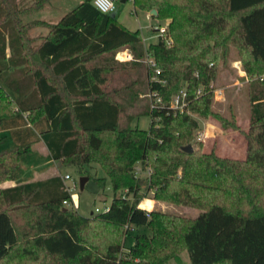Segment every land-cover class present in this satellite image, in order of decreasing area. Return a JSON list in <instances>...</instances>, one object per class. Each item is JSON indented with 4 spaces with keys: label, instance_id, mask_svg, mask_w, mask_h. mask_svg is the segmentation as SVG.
Returning a JSON list of instances; mask_svg holds the SVG:
<instances>
[{
    "label": "trees",
    "instance_id": "trees-1",
    "mask_svg": "<svg viewBox=\"0 0 264 264\" xmlns=\"http://www.w3.org/2000/svg\"><path fill=\"white\" fill-rule=\"evenodd\" d=\"M50 1L23 8L0 0V185L18 179L32 147L21 138L30 132L50 159L79 175L90 179L86 168H98L104 178L95 182L101 190L108 183L111 201L107 211L82 217L62 206L70 196L58 178L0 190V264H179L184 252L189 264H264V80L248 82L244 161L202 154L199 146L181 151L197 129L190 113L225 126L207 89L225 49L244 53L246 76L253 74L248 65L264 71V0H133V9L155 11L166 23L170 46L158 38L146 48L137 32L97 12L93 0H77L54 25L26 22ZM36 26L47 29L38 45L28 35ZM124 48L131 61L122 65L114 57ZM144 58L163 85L151 82L145 67L143 81L110 86L112 75L140 69ZM137 85L158 94L161 105L150 110L148 102L121 126V94ZM179 91L186 93L182 113L168 108ZM143 115L147 130L130 126ZM136 165L148 174L135 178ZM147 196L199 213H146L137 207Z\"/></svg>",
    "mask_w": 264,
    "mask_h": 264
},
{
    "label": "rangeland",
    "instance_id": "rangeland-1",
    "mask_svg": "<svg viewBox=\"0 0 264 264\" xmlns=\"http://www.w3.org/2000/svg\"><path fill=\"white\" fill-rule=\"evenodd\" d=\"M37 0H24L18 1L20 7H28L32 2ZM77 0H55L51 5L56 4V18H58L62 11L76 5ZM115 20L122 28L124 27L128 31L137 32L140 37L141 44L145 47L148 45L155 44L157 33L153 32L155 28H165L166 23L164 21H159L157 19H152L146 13L141 10L133 9L132 3L125 1L124 3L115 2L114 11ZM45 12L37 13L34 18L43 17ZM33 21L32 16H29L26 22ZM29 37L34 36V30L28 32ZM144 47V48H145ZM128 54V59L124 58ZM120 56L117 59L118 64H125L131 61V57L128 52V48L121 49L115 55ZM126 55V56H125ZM244 53L238 51L235 48L228 47L225 49L223 55L219 56L218 62L215 65V81L210 83L212 85L213 92H221L219 96L215 93L212 94L210 108L213 113H215L219 118L224 120V125L220 124L217 118L212 116L205 117V119L196 116L195 114H189L192 119L195 120L197 129L191 135V150L198 149L202 154L213 153L218 158L228 159L231 161H244L247 148L246 134L248 132V82L253 80L261 79L264 77V71L261 69H254V65H248V70L251 71L250 76H246L242 70L241 62H243ZM150 59L144 58L140 61V69L124 72H118L111 76L112 84L110 86L118 85L119 90H122L126 85H130L134 81H143V76L145 75V67L149 68V63L147 61ZM240 64V70H242L243 75L237 73L234 69V64ZM150 69V68H149ZM246 77V79H245ZM261 81V80H260ZM139 94V96L130 100L132 93ZM122 100L120 99L121 106V126H126L131 118L145 109V106L149 102L148 94L138 85L136 88L133 86L122 94ZM149 124V118L147 116H142L132 120L130 126L137 128L139 130H147ZM67 172L68 179L67 184H76V189L72 195V201L77 207V213L80 216L87 217L91 213H94L96 209L102 211L103 208L109 207L111 201V192L108 187V183L105 182L103 189L96 184L95 179L104 178V174L98 169L86 168L90 179H88L82 191L79 190V181L82 177H87L84 175H79L78 171L74 167H67L65 169ZM144 173L140 175L143 177ZM88 178V177H87ZM4 183V182H3ZM2 185V184H1ZM122 191L118 194H123ZM149 205L151 210L159 209L173 215H181L187 218H194L199 213L196 209H188L185 207H173L164 203H155L150 200L147 196L141 199L138 205L145 206ZM76 211V210H74ZM147 233L146 230L142 229L139 234ZM133 232L128 234L127 238L123 242V248H130L133 241ZM167 264H174L170 261ZM179 264H189L187 254L184 252L179 256Z\"/></svg>",
    "mask_w": 264,
    "mask_h": 264
},
{
    "label": "crops",
    "instance_id": "crops-1",
    "mask_svg": "<svg viewBox=\"0 0 264 264\" xmlns=\"http://www.w3.org/2000/svg\"><path fill=\"white\" fill-rule=\"evenodd\" d=\"M20 1V0H18ZM24 1V0H21ZM63 1V0H62ZM36 2V1H35ZM54 0L48 2L45 7L32 15V19L34 22L43 23V24H49L54 25L57 24L61 17L70 11L74 6H71L70 8L64 10L61 12L60 16L56 18V11H57V5L54 4L53 6L51 3H53ZM33 3V2H32ZM77 4V3H76ZM76 6V5H75ZM45 12V15L43 17L34 18V16L37 13ZM151 18V17H150ZM32 30H34V36L31 38L34 39L35 45H38L41 41V39L46 38L47 29L44 26H36ZM127 30V29H126ZM128 31V30H127ZM131 32V31H129ZM143 46V45H142ZM145 47V46H143ZM146 48V47H145ZM126 56V55H125ZM114 57V60L117 62L119 59ZM128 59V54L126 57ZM57 88L59 90L63 89V84L59 81L57 83ZM6 131V135L10 136V132ZM19 139V138H18ZM23 141H27L29 143H32L30 154L28 155L27 159L25 160V164L23 166L22 171L19 173L18 179L15 181H6L2 185H0V190L3 189H10L14 188L19 183H35V182H46L53 178L60 179L64 186L67 184V182H64V178L67 175V172L65 169L67 167H72L69 165H64L62 161H55L50 159V154L47 150L46 145L43 144V142L40 140L39 136L35 133L31 134L29 133H23V136L21 138ZM13 143L16 144V142L13 140ZM148 207H150L148 205ZM91 215V214H90Z\"/></svg>",
    "mask_w": 264,
    "mask_h": 264
},
{
    "label": "built area",
    "instance_id": "built-area-1",
    "mask_svg": "<svg viewBox=\"0 0 264 264\" xmlns=\"http://www.w3.org/2000/svg\"><path fill=\"white\" fill-rule=\"evenodd\" d=\"M124 1H128V2H131L133 3V0H124ZM93 5L95 7V10L97 12H99L100 14L102 15H109L111 13H113L114 11V4L116 1L114 0H93ZM154 32L157 33V36L156 38H160L163 40L164 42V45L166 47H169L170 46V42L165 38V31H164V28L162 29H159V28H155ZM147 63H149V68L151 69V75H150V81L153 82V83H156L158 82L159 84L163 85L164 84V81H161L157 78V76L159 75L160 73V70L155 67V64L151 61V60H148ZM234 69L237 71V73H239L240 75L244 76L243 75V72L242 70H240V64L239 63H236L234 64ZM246 79V77H245ZM247 80V79H246ZM260 80H264V77H262ZM208 91L210 93H215L217 96H219L221 94V92H213L212 91V85L209 84L208 87H207ZM202 89L201 88H198L195 93H196V96H200L202 95ZM148 100H149V108L150 110H157V108L160 107L161 105V98L158 94H156L155 92H148ZM186 93H184V91H179L177 93V95L173 96V98L171 99L169 105H168V108L169 110H175V111H178L179 113H182L183 110H184V107L186 106ZM145 174L147 175L148 174V170L145 169L143 170V172L140 170V167L138 165H136L134 168H133V174H134V177L135 178H138L140 175L142 174ZM68 179H70V177L66 176L64 178V182H67ZM76 184L73 183L71 185H68L66 184L65 185V191L68 193V195L70 196V200H67L66 202H63L62 203V206L67 209H73V210H76L77 211V207L74 205L73 201H72V195L74 194V190L76 189ZM127 192L123 193L120 195V198L123 199L124 198V195L126 194ZM145 205V204H144ZM139 210L141 211H144L146 213L150 212L151 211V208L148 207V205H145V206H141V205H138L137 207ZM108 207H105L103 208L102 211H99L98 209H96L94 211L95 214H98L100 212H105L107 211ZM147 217V215H146Z\"/></svg>",
    "mask_w": 264,
    "mask_h": 264
},
{
    "label": "water",
    "instance_id": "water-1",
    "mask_svg": "<svg viewBox=\"0 0 264 264\" xmlns=\"http://www.w3.org/2000/svg\"><path fill=\"white\" fill-rule=\"evenodd\" d=\"M124 2H125L124 0H120V3H121V4L124 3ZM155 15H156V14H155V11H151V12H149V14H148V16L153 17V18L156 17ZM108 16L111 17V18H115V17H114V16H115V13L113 12V13L109 14ZM181 151H182L183 153H185V154H190V153H191V147L187 146V147H185V148H182ZM87 181H88V178H87V177H82V178L80 179V181H79V190H80V191L83 190V188H84L85 184L87 183Z\"/></svg>",
    "mask_w": 264,
    "mask_h": 264
}]
</instances>
